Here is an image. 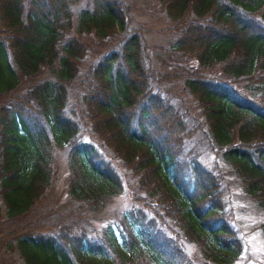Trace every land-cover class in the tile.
<instances>
[{"label":"trees","instance_id":"obj_1","mask_svg":"<svg viewBox=\"0 0 264 264\" xmlns=\"http://www.w3.org/2000/svg\"><path fill=\"white\" fill-rule=\"evenodd\" d=\"M233 185L264 243V0H0V264H231Z\"/></svg>","mask_w":264,"mask_h":264},{"label":"rangeland","instance_id":"obj_2","mask_svg":"<svg viewBox=\"0 0 264 264\" xmlns=\"http://www.w3.org/2000/svg\"><path fill=\"white\" fill-rule=\"evenodd\" d=\"M151 8L148 4L139 2L136 5L135 17L138 22L144 24L148 29V37L151 41L156 43H163L170 35L166 33L163 28L168 24L165 19L156 14L155 10ZM56 160L60 165L58 174L59 179L55 183V187L50 189V197H57L60 200H66V186L64 182V177L67 173L66 167V158L65 152L62 150L56 151ZM238 189L235 185L231 186L227 191V197L229 199V205L233 211V216L236 220L238 227L240 228V235L243 237V254L236 259L227 257L226 260L231 264H242L245 259L251 257V262H255V259L258 260L256 264H264V243L260 239L259 234L251 230V227L256 223L257 216L250 210L247 206V203L240 198L238 195ZM103 205L99 212L89 213V223L85 224L87 238L89 241H102L103 234L106 231L114 242H121V237L119 233L118 217L122 213H126L129 208H131V202L126 194L112 196L105 200H102ZM99 242V243H100ZM113 243V241H112ZM189 254H194L197 249L193 246L188 245L186 247ZM198 252V251H197ZM100 257H97V259ZM112 262L115 260L116 255L110 251L106 255ZM100 261L102 259H99ZM222 264H224L222 262Z\"/></svg>","mask_w":264,"mask_h":264}]
</instances>
